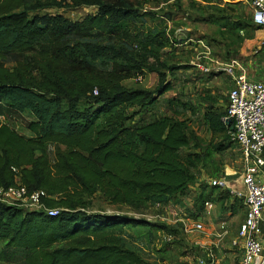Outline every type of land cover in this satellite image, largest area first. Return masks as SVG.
Masks as SVG:
<instances>
[{"label": "trees", "instance_id": "1", "mask_svg": "<svg viewBox=\"0 0 264 264\" xmlns=\"http://www.w3.org/2000/svg\"><path fill=\"white\" fill-rule=\"evenodd\" d=\"M186 2L196 22L217 26L231 58L260 30L241 2ZM144 6V0H0V117H30L29 135L0 123V188L19 184L28 194L38 192L44 207L0 202V263L156 264L143 257L137 240L175 230L143 218L89 213L96 194L142 214L180 205L197 186L194 219L207 202L221 204L222 222L245 208L228 189L207 182L220 178L217 159L237 146L230 139L233 123L225 124L216 99L208 98L203 113L207 141L177 118L195 113L189 101L169 99L172 115H152L157 99L173 90L169 77L187 69L171 64L164 51L191 37L149 27L156 13ZM183 6L175 0L164 20L174 24ZM81 7L94 11L79 20L42 13ZM10 55L12 68L4 64ZM147 73L157 77L153 91L124 84ZM202 169L205 180L197 184ZM49 210L57 213L49 216Z\"/></svg>", "mask_w": 264, "mask_h": 264}, {"label": "rangeland", "instance_id": "2", "mask_svg": "<svg viewBox=\"0 0 264 264\" xmlns=\"http://www.w3.org/2000/svg\"><path fill=\"white\" fill-rule=\"evenodd\" d=\"M144 11L156 13L154 19H148L149 27H159L161 29L176 30L181 34L182 38L191 37L193 42L183 43L182 45H175L170 49H166L164 52L167 54L169 62L173 65L187 67V69H180L174 76L169 78L173 82V90L165 93L163 96L157 99L156 104L152 108V115H172L173 111L168 108L167 100L179 99L181 101H189L194 108L195 113L186 111L183 115H178L177 118L184 119L189 128L193 130L203 141H207L210 137L208 127L203 119V113L208 106V98L213 97L215 100L214 106L218 111H226L227 106V92L232 86L230 78L218 72L212 71H200L194 66L195 63H201L203 67H208L210 63L206 59L197 60L194 55L199 48L195 41L201 39L207 47L211 49V57L218 63H228L231 60H239L247 69V76L250 75L256 77L264 74V44L261 42L259 31L254 32V37L251 40H246L240 47L239 55L231 58L228 54L227 42H224L216 34V25L206 24L202 22H196L191 14H188V6L186 0H182L183 13H177L174 24L164 20V13L170 11V5L175 0H144ZM242 3L243 10L247 15H251V0H222V4L226 3ZM94 11L93 7H81L77 9H53L44 10L42 13H58L69 20H79L86 14H90ZM188 14V15H187ZM176 35V33H175ZM260 35H264V31ZM227 51V54H226ZM14 55L7 56L4 60L6 67L12 68L14 66ZM251 70V71H250ZM253 76V77H254ZM124 84L127 87L134 89H143L146 91H153L157 85V77L155 74H145L144 78L140 80H128ZM27 114H5L4 119L0 117V123L10 124L15 127L18 132L29 135L25 129V125L29 120ZM219 175L225 177L228 185L234 187V183L242 178V172L244 168L243 157L238 146L234 149L228 150L221 158L217 159ZM199 181L197 184L204 181L203 173L205 170H196ZM200 173V175H198ZM232 181V182H231ZM197 186H195L196 189ZM195 189H192L190 193L181 199V204L169 203L165 206L149 207L141 213L130 211L126 207H118L110 205L100 194H96L89 203L87 212L89 213H103V214H119L131 218H143L151 222H158L165 224L175 230V235H168L167 233H154V237L150 241L146 234L143 239L137 240V244L142 249V254L149 262L156 264H194L197 256L203 252V243L207 239V236L212 241L215 237L214 233L205 231L204 234H189L185 231L186 226L196 219L193 216L194 209V195ZM216 204H213V209ZM218 207V206H217ZM210 215L206 216L209 218ZM238 217L233 219L231 223L227 224L225 229L220 228V220L218 216L210 222H205V229L210 230L213 228V232L222 233L227 232L222 239L223 242L229 243L231 239L235 238L236 231L241 218L245 215L244 209L238 213ZM213 218V217H212ZM214 224V227L211 226ZM133 238H136L137 232L135 230L129 231ZM231 232V235H230ZM217 238V236H216ZM218 239V238H217ZM206 243V242H205ZM164 249V253L160 251ZM231 252V258L234 260V264H239L241 261V255L238 247H235ZM7 264V263H0Z\"/></svg>", "mask_w": 264, "mask_h": 264}, {"label": "built area", "instance_id": "3", "mask_svg": "<svg viewBox=\"0 0 264 264\" xmlns=\"http://www.w3.org/2000/svg\"><path fill=\"white\" fill-rule=\"evenodd\" d=\"M251 18L264 31V0H251ZM186 42L193 41L189 39ZM195 42L199 48L194 55L196 61L206 59L213 67H203L200 62L194 66L200 71L222 72L232 82L227 92L226 117L223 121H232L230 139L239 147L243 157V203L246 212L243 221L238 225L235 238L231 240V246L241 250L240 264H264V246L261 243L264 228V76L258 81L250 79L247 76V67L237 59L228 63L215 62L210 56L211 49L201 39ZM261 42L264 44V35ZM207 182L212 186H227L224 179L220 178ZM0 202L28 210L44 209L40 202V193L28 194L25 187L19 184L7 189L0 188ZM212 205V202L205 203L202 217L189 222L185 228L187 233L200 234L204 231L203 219L210 214ZM56 213V210L48 211L49 216ZM225 226L226 223L221 221L220 228L224 230ZM225 235L226 231L218 232L217 238L222 240ZM194 264H215L212 248L208 247L204 253L199 254Z\"/></svg>", "mask_w": 264, "mask_h": 264}, {"label": "crops", "instance_id": "4", "mask_svg": "<svg viewBox=\"0 0 264 264\" xmlns=\"http://www.w3.org/2000/svg\"><path fill=\"white\" fill-rule=\"evenodd\" d=\"M257 31H259V30H257ZM259 33L261 34L262 30H260ZM260 34H259V36L262 37L263 35H260ZM249 64L247 65L248 66L247 67L248 71H249V68H251V66ZM253 76L250 75V79L258 81V80H261L263 78L264 74L261 75V76H258V77H256V76L253 77ZM220 179H224V181H225V183L227 185L224 188L228 189L233 195H236L237 197H239L240 199L243 200V198H244L243 195H244L245 189H244V186H243L242 178L239 179V181L237 180L234 183V187L232 185H228L229 182H227L225 177L220 176ZM195 191H196V189H195ZM212 204H216V207H214V209H213V205H212V208L210 210V211H212L211 216L209 218L204 217V219H203L204 225H205V222H209L208 226H210V222L212 221V219L216 218L218 216V214H220V212H221V204L220 203L213 202ZM244 212H246V208H244ZM238 213L234 217H232L228 221H226L227 224L229 222L231 223V221L233 219L238 217L239 216ZM244 217H245V215L240 219L241 222L243 221ZM211 226L214 227V224L211 223ZM262 229L263 230H262L261 243L264 246V228H262ZM205 231H207V232L209 231L210 234L214 233L212 235L215 237V239L212 241L207 236H205V238H207V239L204 240L203 252H201L200 254L204 253L208 249V247H211L212 251L215 253V264H234L233 263L234 260L231 258V254L233 253L231 251L234 249V247L231 246V240L232 239L230 240L229 243L227 242V239H226V242H223L222 240H219V239L216 238L218 232H213V228H211L210 230L204 229V231L201 234H204ZM236 233H237V231H236ZM230 235H231V232H230ZM238 250H239L240 255H241V250L239 248H238ZM239 264H240V262H239Z\"/></svg>", "mask_w": 264, "mask_h": 264}, {"label": "water", "instance_id": "5", "mask_svg": "<svg viewBox=\"0 0 264 264\" xmlns=\"http://www.w3.org/2000/svg\"><path fill=\"white\" fill-rule=\"evenodd\" d=\"M225 124H226L227 126H229V125L231 124V120H230V119L226 120V121H225Z\"/></svg>", "mask_w": 264, "mask_h": 264}, {"label": "bare ground", "instance_id": "6", "mask_svg": "<svg viewBox=\"0 0 264 264\" xmlns=\"http://www.w3.org/2000/svg\"><path fill=\"white\" fill-rule=\"evenodd\" d=\"M232 182V181H231Z\"/></svg>", "mask_w": 264, "mask_h": 264}]
</instances>
